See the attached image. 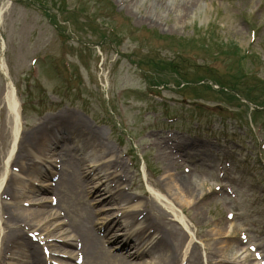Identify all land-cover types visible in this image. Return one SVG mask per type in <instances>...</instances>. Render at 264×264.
<instances>
[{
	"label": "rangeland",
	"instance_id": "rangeland-1",
	"mask_svg": "<svg viewBox=\"0 0 264 264\" xmlns=\"http://www.w3.org/2000/svg\"><path fill=\"white\" fill-rule=\"evenodd\" d=\"M185 3L186 15L179 14L176 4ZM0 10V123L11 83L22 108L20 137L45 122L44 137L24 150L25 158L47 154V167L55 168L49 164L54 162L72 174V209L102 207L81 187L107 170L99 165L84 176L81 168L108 160L121 165L116 173L125 197L103 206L116 215L135 197L149 221L165 215L187 236L182 222L152 196L151 189L159 191L190 225L186 264H248L247 244L264 250V106L256 112L245 97L214 84L176 87L174 73L159 76L149 62L175 63L190 86L243 72L236 76L241 88L250 85L252 96L261 94L264 83L256 88L253 72L264 80V0H0ZM161 78L165 84L156 86ZM0 131L1 140L6 133ZM90 131L101 132L99 143ZM173 154L177 161L171 164ZM179 176L191 196L175 189L172 179ZM104 215L97 211L95 220ZM160 229L159 235L168 233ZM101 231L107 252L120 253ZM241 232L248 242L241 243Z\"/></svg>",
	"mask_w": 264,
	"mask_h": 264
},
{
	"label": "bare ground",
	"instance_id": "bare-ground-1",
	"mask_svg": "<svg viewBox=\"0 0 264 264\" xmlns=\"http://www.w3.org/2000/svg\"><path fill=\"white\" fill-rule=\"evenodd\" d=\"M189 9V5L187 3L185 4H176L175 10L178 11L179 14L186 15L187 10ZM1 14V13H0ZM3 65V61L0 62V68ZM6 68L4 69V74ZM9 88H7L6 92V100H5V120H3L0 123V130L6 133V137L1 136L0 144V167L3 166V173L0 175V212L1 214H4L5 216H1V226L2 231L0 233V262H4V264H35L36 262H41L43 260V256L39 255L38 250L36 249L37 245H34V242L30 239V237H26L25 233L23 232V227L25 225H36L37 228H40L41 222L43 219L51 220L56 219V221L59 218V214L57 213V210L52 209H44L39 208L36 206L39 205H48L46 203V198L40 196V194L44 191H59L61 186L62 196L67 197L72 192V183L76 182L74 181V177L72 174L68 172V174H60L58 175V187L55 188L51 185V183H44V181H39V187L32 189L29 185L27 186V183H31L32 181H35L34 178H27V179H21L20 177L16 176L15 173L10 172L7 176L6 175V168L8 164L10 163V160L12 161H20L23 160L24 154L23 150L27 146H33L35 143L40 141L44 135V121H41L38 123V125H35L30 131L26 132L23 137L19 141L18 150L14 154L13 157H11V153L13 150V144L15 139L17 138L18 134V117L20 114V110L18 107V101L16 96L14 95V91L11 87V83H9ZM4 99V98H2ZM77 121L80 123V119L77 118ZM9 123H12L11 127H9ZM8 129V130H7ZM9 132V133H8ZM12 132V133H11ZM2 134V132L0 131ZM92 135V139L99 143L101 132L96 131L92 132L90 131ZM10 134H12L13 144L12 148L9 149V137ZM14 136V137H13ZM95 136V137H94ZM1 159V157H3ZM99 156V155H98ZM97 153L94 154L95 159H98ZM11 161V162H12ZM46 161L45 159H42L41 157L36 159H31L29 163H43ZM24 161L20 164L21 167H24ZM28 164V163H26ZM103 167L106 168V170H110L114 175L116 174V165L112 164L109 161H103L102 163ZM11 167V164H10ZM84 168V167H83ZM81 168V171L84 176L90 174L89 170L91 169H84ZM32 173L38 172L40 175H42V178H45L48 173L45 171L42 173L41 169L37 165H33L31 167ZM26 170V169H24ZM5 172V174H4ZM54 175V174H53ZM102 176L97 177V181L94 180V178H91L90 180H86V184H84L81 187V190H83L84 195H93L95 196L92 200L94 202H101L103 205L106 202H110L111 200H115L116 198H124L125 195H122L120 193L114 195L111 192V188H108L107 186H101L99 184ZM6 178V179H5ZM45 180V179H44ZM4 183V187L1 190V186ZM109 181V180H108ZM172 181L175 184V189L180 190V192L184 196H191L192 192L189 189L188 182L183 179L182 176H179L178 178H173ZM103 184V183H101ZM6 192L9 194L12 198V201H4L1 199V194ZM26 192L32 193L29 198L30 205L28 207H24L23 205H20V202L28 201V199L24 198V196H27ZM176 192V190H175ZM173 192V194H175ZM152 196L156 200H160L163 202V205L168 207L174 217H177L181 222L186 230V232H189L190 238L192 237V232L190 230V225L180 217L179 214L175 212V208L173 207L172 203L170 202H164V195L161 194L159 191L155 189H151ZM153 198V199H154ZM49 200H52V197L49 198ZM63 200V199H61ZM64 204L61 205L62 208H65L67 210V215H71L69 212V203L64 201ZM49 203V201H48ZM22 204V203H21ZM103 207V206H102ZM111 207H106V211L101 209H93L90 207H83L82 209L74 210L73 216L71 217V221H59L56 223L52 228H48L44 226V229H41L39 231V235H44V239L48 241V237H52L55 240H60L57 243H50L49 245H52L55 249H61L62 251L67 253V257L69 259H76L78 253H85L83 256V261L81 264H179L178 255H180L181 248L183 247L185 243V237L184 233H182V229L177 228L173 223L165 222L163 217L161 218V224L160 226H163L165 229L167 227L168 233L164 234L160 240H154L151 241L148 239V235L145 236V230H146V219L143 218L140 222H138L135 225H131V223L127 222L129 219L132 218L133 215L136 214L137 210H140V204L135 203L133 205L124 206L121 209L123 210L120 214L121 218L117 217V215H113V213L109 212V209ZM139 208V209H138ZM105 211V215L103 217H100L101 220L93 223L96 218L97 211ZM92 214V216H91ZM164 215V214H160ZM165 216V215H164ZM126 217V218H125ZM91 222L88 226L87 223ZM96 225L97 229H100L101 227L104 228L106 232H109V237L107 241L109 243H114L115 247L118 248L117 252L121 250L120 253H114L111 254L107 252V250L102 246L100 238L94 233L93 229ZM174 225V226H173ZM166 226V227H165ZM37 230V229H35ZM124 230L123 233L120 231ZM33 232V230H30ZM158 239V238H157ZM77 241H81L80 248L77 251H72L71 249H68L70 245H76ZM36 244V243H35ZM45 243V245H47ZM27 245H31L33 247L32 251H18L23 250L26 248ZM17 247L16 250H12V248ZM31 248V247H30ZM40 248V245H39ZM41 248L43 246L41 245ZM53 249V248H52ZM16 251L19 255L16 256L14 254L12 255H6L7 252ZM57 251V250H56ZM187 249L184 250V256ZM15 252V254H16ZM55 252V251H51ZM157 252V253H154ZM152 255V257L149 258V260H139L144 255ZM83 255V254H82ZM5 256H8L5 258ZM56 257V256H54ZM186 258V257H185ZM57 260L56 258H54ZM68 260V258H67ZM68 261L65 260L66 264ZM37 264V263H36Z\"/></svg>",
	"mask_w": 264,
	"mask_h": 264
}]
</instances>
